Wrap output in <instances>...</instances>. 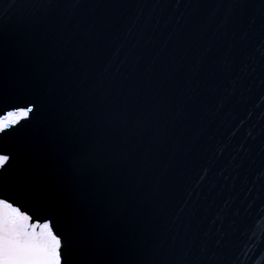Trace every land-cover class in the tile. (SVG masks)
<instances>
[{
  "label": "water",
  "instance_id": "1",
  "mask_svg": "<svg viewBox=\"0 0 264 264\" xmlns=\"http://www.w3.org/2000/svg\"><path fill=\"white\" fill-rule=\"evenodd\" d=\"M262 39L264 0H0V95L38 105L4 177L83 221L75 264H264Z\"/></svg>",
  "mask_w": 264,
  "mask_h": 264
},
{
  "label": "snow or ice",
  "instance_id": "2",
  "mask_svg": "<svg viewBox=\"0 0 264 264\" xmlns=\"http://www.w3.org/2000/svg\"><path fill=\"white\" fill-rule=\"evenodd\" d=\"M78 2L65 0L69 7ZM180 2L174 0L177 8ZM55 3L56 0H47L49 7ZM245 38L246 34L241 36ZM256 51L264 59V39ZM255 58L253 52L249 59ZM219 63L225 72L231 71L227 57ZM248 68L245 65L242 71L247 72ZM37 106L35 100L22 94L10 100L0 95V134L17 131L18 126L28 122ZM21 157V152L0 145V264H75L74 254L84 238L83 221H76L74 226L69 210L50 194L43 178L27 165L19 164L13 175L4 177ZM258 255L264 259V251Z\"/></svg>",
  "mask_w": 264,
  "mask_h": 264
}]
</instances>
